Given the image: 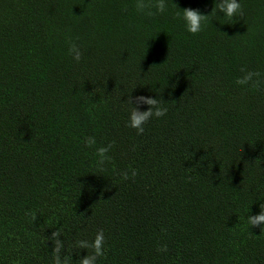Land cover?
<instances>
[{
    "label": "trees",
    "instance_id": "trees-1",
    "mask_svg": "<svg viewBox=\"0 0 264 264\" xmlns=\"http://www.w3.org/2000/svg\"><path fill=\"white\" fill-rule=\"evenodd\" d=\"M238 2L0 0V264H54L57 230L76 264L101 229L97 264H264V0ZM187 8L209 15L196 35ZM139 96L168 109L140 135Z\"/></svg>",
    "mask_w": 264,
    "mask_h": 264
},
{
    "label": "clouds",
    "instance_id": "clouds-1",
    "mask_svg": "<svg viewBox=\"0 0 264 264\" xmlns=\"http://www.w3.org/2000/svg\"><path fill=\"white\" fill-rule=\"evenodd\" d=\"M177 5V4H176ZM168 4L166 0H136L135 8L137 12L143 13L147 16H153L156 12L164 13L167 10ZM219 9V12L224 13L229 18H232L237 15H243V8L241 3L238 0H215V5L212 10V13ZM155 9V11H153ZM183 20L185 22L187 31L196 35L203 31V28L208 20L209 15L202 14L199 10H193L191 8L183 9ZM179 15V14H178ZM69 54L73 57V59L79 62L82 59L83 53L80 49V46L75 42H72L69 47ZM241 72L244 75L237 79L236 83L239 85H248L252 84L253 87H259L260 80L254 79L260 76L259 72L247 71L244 68H241ZM136 104H147L149 105V109L147 111H140L138 107L133 105V98L131 97L127 102L132 105L129 126L137 130V134H143L145 129L144 125L153 117H163L167 114V107L162 106L161 101L159 99L148 98L145 96L136 97ZM87 146L92 147L96 141L94 137H89L86 141ZM112 148V145L109 144L107 146H101L96 149V155L99 157L98 164L103 166L106 162L111 161V157L108 155ZM131 178L134 179L138 172L136 169H130ZM129 172L125 171L121 174L122 180H128ZM260 213L258 215H249L248 224L252 226H261L264 225V203L260 205ZM261 232H264V227H261ZM61 231L57 230L52 233L51 241L54 244L53 248V256H54V264H70L72 257L62 256L61 252L63 250V242L60 239ZM105 236L104 232L101 229L97 232L95 239L93 242H88L85 240H81L77 242V246L79 249H92V253L81 258L76 262V264H97V260L100 257L105 255ZM167 245H163L158 248V251L167 252Z\"/></svg>",
    "mask_w": 264,
    "mask_h": 264
}]
</instances>
